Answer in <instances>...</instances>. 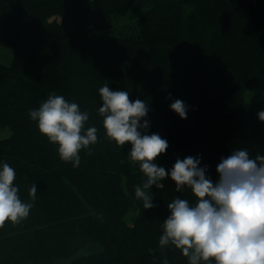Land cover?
Listing matches in <instances>:
<instances>
[{
  "label": "trees",
  "instance_id": "obj_1",
  "mask_svg": "<svg viewBox=\"0 0 264 264\" xmlns=\"http://www.w3.org/2000/svg\"><path fill=\"white\" fill-rule=\"evenodd\" d=\"M0 45L15 50L10 65L0 63V128L11 131L0 164L33 205L0 228V264H188L159 238L168 204L196 198L169 176L147 190L154 207L143 208L135 188L146 177L130 144L106 138L99 89L107 83L147 104L142 134L168 142L157 166L170 172L192 156L215 184L235 151L264 155V95L259 104L246 97L264 83V0H0ZM50 94L77 103L89 114L85 128H97L78 167L29 116ZM177 99L185 119L170 108Z\"/></svg>",
  "mask_w": 264,
  "mask_h": 264
},
{
  "label": "clouds",
  "instance_id": "obj_2",
  "mask_svg": "<svg viewBox=\"0 0 264 264\" xmlns=\"http://www.w3.org/2000/svg\"><path fill=\"white\" fill-rule=\"evenodd\" d=\"M99 94L103 101L99 115L106 138L121 147L130 144L129 159L139 163L146 177L142 187L135 188V197L143 202V208L154 207L147 190L153 185L162 187L159 182L169 176L178 192L187 187L196 198L195 204L182 198L168 204L171 214L163 222L160 248L174 246L188 264H264V155L252 158L247 150L235 151L217 166L219 179L215 184L206 177V169L199 167L200 160L192 156L177 159L168 172L154 163L166 152L167 140L141 131L148 128L147 121L141 123L148 113L147 104L130 100L128 91H113L107 83ZM170 108L186 118L181 100H175ZM258 115L264 121V111ZM29 116L38 122L41 134L58 145L61 160L72 162L73 167L80 164V151L98 141L97 128H85L89 114L62 95L50 94ZM15 178V170L4 163L0 167V228L6 221L20 223L33 206L20 199ZM36 193L33 184L29 190L33 200Z\"/></svg>",
  "mask_w": 264,
  "mask_h": 264
},
{
  "label": "rangeland",
  "instance_id": "obj_3",
  "mask_svg": "<svg viewBox=\"0 0 264 264\" xmlns=\"http://www.w3.org/2000/svg\"><path fill=\"white\" fill-rule=\"evenodd\" d=\"M15 57V50L0 45V63L5 65H10ZM264 95V83L256 84L247 89L246 97L248 98L249 103L259 104L262 101ZM11 135V131L7 128H0V139L7 138ZM1 167V164H0Z\"/></svg>",
  "mask_w": 264,
  "mask_h": 264
}]
</instances>
